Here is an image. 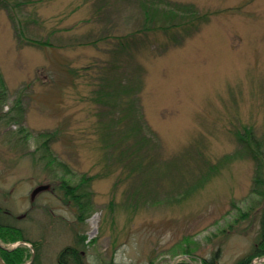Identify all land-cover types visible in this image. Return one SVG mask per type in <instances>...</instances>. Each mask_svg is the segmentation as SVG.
Here are the masks:
<instances>
[{
    "label": "rangeland",
    "instance_id": "obj_1",
    "mask_svg": "<svg viewBox=\"0 0 264 264\" xmlns=\"http://www.w3.org/2000/svg\"><path fill=\"white\" fill-rule=\"evenodd\" d=\"M156 1L201 18L144 34L138 0H0V222L22 237L0 245L19 264L264 255L235 136L264 135V0Z\"/></svg>",
    "mask_w": 264,
    "mask_h": 264
},
{
    "label": "trees",
    "instance_id": "obj_2",
    "mask_svg": "<svg viewBox=\"0 0 264 264\" xmlns=\"http://www.w3.org/2000/svg\"><path fill=\"white\" fill-rule=\"evenodd\" d=\"M138 2L141 3V7L139 9V12L143 14L142 21L140 23V26L138 27V33H144L146 34L149 31L153 30H167L170 27L175 26H181V24H185V22L192 21L191 23L195 22V19L201 18V15L196 13L193 8H188L186 10H183V8L179 5H174V8L170 9L169 11L165 10L164 7L159 8L158 2L156 0H147L142 1L138 0ZM193 17L194 19H192ZM187 20V21H186ZM0 85H4L3 77L0 73ZM104 90V87L102 86L100 89H97L98 93H101ZM133 91V87H129L128 93H131ZM136 123V121H135ZM135 123H131L129 127V132H135L136 135L140 132L139 126ZM237 140L239 143L242 144V147L245 148V151L250 153L253 157L256 168H255V174H254V180L252 185V193L255 194L261 202L264 203V135L262 137H258L254 134L253 130L250 127L244 126L243 130L236 131L235 134ZM144 135H142V138ZM147 137H144L142 141H146ZM47 141V140H46ZM42 146L45 148V150L49 153V161L55 162V158L52 157V153L49 152V146L45 145V143H42ZM45 157V155H44ZM65 173H67L68 169L65 167ZM71 185L70 183L65 184V189L68 193H71ZM79 210L85 211L82 207V204L79 203ZM77 205V202H76ZM78 206V205H77ZM80 212V214H81ZM13 225L9 224H3L0 222V233H3L6 231L5 234H7L8 238H11L12 240H18L21 239V234L17 228H14L13 231H15V234L11 231ZM15 227V226H14ZM16 229V230H15ZM259 232L263 237V244L261 247L262 249L259 250L257 254L264 253V208L261 215V221H260V227ZM15 238V239H13ZM18 238V239H17ZM8 240V239H7ZM69 251H71L72 255V263H78L79 254L74 250V248H68ZM23 248H15L12 250H8L6 248L0 247V253L4 257V259L7 261L8 264H19L22 259L24 258L22 255ZM63 255L65 254V251L62 252ZM218 253V252H217ZM219 254V253H218ZM62 255V256H63ZM216 256L213 259L207 260L205 264H220L216 261ZM63 259V257H60ZM59 260L63 262L61 259ZM177 264H189L185 261H181ZM245 264V263H244Z\"/></svg>",
    "mask_w": 264,
    "mask_h": 264
},
{
    "label": "water",
    "instance_id": "obj_3",
    "mask_svg": "<svg viewBox=\"0 0 264 264\" xmlns=\"http://www.w3.org/2000/svg\"><path fill=\"white\" fill-rule=\"evenodd\" d=\"M49 187H50L49 184H39L33 189L31 196L34 197L38 192L42 190H46ZM182 259L186 260L189 264H196L187 254L177 255L169 264H176ZM261 259H264V255H260L256 257L254 260H252L251 264H258ZM0 264H7V262L4 260V258L1 255H0Z\"/></svg>",
    "mask_w": 264,
    "mask_h": 264
},
{
    "label": "flooded vegetation",
    "instance_id": "obj_4",
    "mask_svg": "<svg viewBox=\"0 0 264 264\" xmlns=\"http://www.w3.org/2000/svg\"><path fill=\"white\" fill-rule=\"evenodd\" d=\"M8 213H10V212H8ZM19 218H22L20 215L18 216ZM35 246V245H34ZM35 249H37V247L35 246ZM37 253V252H36ZM73 255V254H72ZM61 259V258H60ZM69 259H71L72 260V257L70 258V257H68V255H66L65 257H63V259H61L63 262H61L60 260H59V263L60 264H73V263H71L70 261H69ZM68 262V263H67Z\"/></svg>",
    "mask_w": 264,
    "mask_h": 264
}]
</instances>
